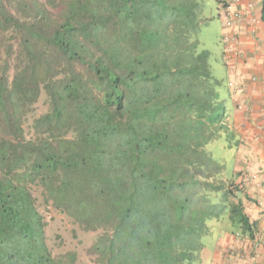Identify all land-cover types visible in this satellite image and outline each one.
Wrapping results in <instances>:
<instances>
[{"label": "trees", "instance_id": "trees-1", "mask_svg": "<svg viewBox=\"0 0 264 264\" xmlns=\"http://www.w3.org/2000/svg\"><path fill=\"white\" fill-rule=\"evenodd\" d=\"M198 5L0 0V264H76L49 247L39 197L96 232L98 264L197 261L210 219L252 233L241 174L206 149L230 133Z\"/></svg>", "mask_w": 264, "mask_h": 264}, {"label": "crops", "instance_id": "crops-1", "mask_svg": "<svg viewBox=\"0 0 264 264\" xmlns=\"http://www.w3.org/2000/svg\"><path fill=\"white\" fill-rule=\"evenodd\" d=\"M261 2L256 0L259 9ZM262 30L254 37L246 31L240 33L241 56L231 67L225 65L224 79L228 148L232 168L244 181L252 233L217 226L211 234V247L203 243L197 264H264V23Z\"/></svg>", "mask_w": 264, "mask_h": 264}, {"label": "rangeland", "instance_id": "rangeland-1", "mask_svg": "<svg viewBox=\"0 0 264 264\" xmlns=\"http://www.w3.org/2000/svg\"><path fill=\"white\" fill-rule=\"evenodd\" d=\"M59 1L60 0H45L47 6L53 11L56 10L53 8L58 5ZM196 15L197 19L200 20L196 33L200 42V47L208 50L212 71L215 77L224 80L226 72L224 66L225 62L223 60V43L221 41L222 27L217 2L215 0H199ZM3 58L2 48L0 47V63ZM9 62L12 65V60ZM220 91L221 96L224 97L223 89L221 88ZM45 98V93L41 91L37 102L34 104V110L29 115V121L33 116H36L47 109ZM227 117L225 119L226 125L228 123ZM206 149L223 165L224 172L222 177H229L233 160L230 153L231 149H229L226 144L225 136L222 134L218 139L209 143L206 146ZM35 193L39 196L38 189ZM37 205L38 209L44 216V220L46 222L45 235L47 243L53 253L75 250L77 252L76 264H98L94 260V257L87 252L88 246L96 237V232L81 229L67 215L58 212L50 205L44 204L43 201L41 202L40 197L37 200ZM229 224V219L226 218V216L220 219L208 220V233L203 235L201 238L202 246L199 249V254L203 250V243L207 244L208 247H211V243L213 241L211 234L217 230L216 227L220 226L224 229L230 228L232 225ZM187 264H197V262L191 261Z\"/></svg>", "mask_w": 264, "mask_h": 264}, {"label": "built area", "instance_id": "built-area-1", "mask_svg": "<svg viewBox=\"0 0 264 264\" xmlns=\"http://www.w3.org/2000/svg\"><path fill=\"white\" fill-rule=\"evenodd\" d=\"M260 14L261 9L257 7L256 0H219L221 41L227 66L231 67L241 56L238 48L241 32L246 31L252 37L263 33Z\"/></svg>", "mask_w": 264, "mask_h": 264}]
</instances>
